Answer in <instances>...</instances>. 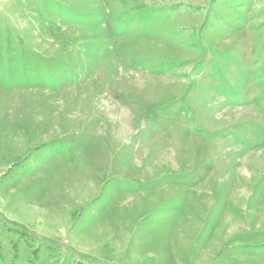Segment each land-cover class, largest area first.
I'll use <instances>...</instances> for the list:
<instances>
[{
    "label": "rangeland",
    "instance_id": "1",
    "mask_svg": "<svg viewBox=\"0 0 264 264\" xmlns=\"http://www.w3.org/2000/svg\"><path fill=\"white\" fill-rule=\"evenodd\" d=\"M31 1L0 21L75 70L0 72V264H264V0Z\"/></svg>",
    "mask_w": 264,
    "mask_h": 264
},
{
    "label": "trees",
    "instance_id": "2",
    "mask_svg": "<svg viewBox=\"0 0 264 264\" xmlns=\"http://www.w3.org/2000/svg\"><path fill=\"white\" fill-rule=\"evenodd\" d=\"M12 1L21 10L26 9L28 3H30L29 0ZM31 2L34 3L33 8L37 15L43 19L47 18V11L49 9L50 11L58 12L61 17L65 18L68 24L73 26L90 24L93 21L91 20L92 17H86V14L81 12L77 13L73 9H66L60 2L55 0H32ZM0 58L5 59L4 63H0V72L2 75L7 77L13 71L14 74L12 75L14 76L16 74L15 78H21L24 75V77L28 78L29 84L36 83L37 81V83H40V80H44L45 85L60 88L65 85V80L73 76L75 70V66L71 63L57 61L54 56H45L32 50L22 40L17 29L9 26L6 19L4 20L2 18L0 21ZM14 60L17 61L15 64ZM12 75H10V80L14 79ZM60 143L58 142L56 144L58 145ZM232 243L233 248L238 250L242 249L251 252H255L254 249L264 250V228L249 233H242ZM219 263L231 264L228 263V259L221 260ZM238 264L244 263L242 261Z\"/></svg>",
    "mask_w": 264,
    "mask_h": 264
}]
</instances>
